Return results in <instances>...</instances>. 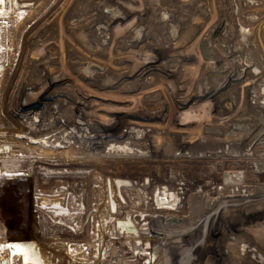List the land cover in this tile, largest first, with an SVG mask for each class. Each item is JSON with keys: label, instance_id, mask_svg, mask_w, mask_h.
Segmentation results:
<instances>
[{"label": "rangeland", "instance_id": "1", "mask_svg": "<svg viewBox=\"0 0 264 264\" xmlns=\"http://www.w3.org/2000/svg\"><path fill=\"white\" fill-rule=\"evenodd\" d=\"M39 7L14 55L17 25ZM163 12L171 16L164 18ZM98 26L107 27L105 39L97 35ZM142 29L146 35L137 40L134 33ZM35 56L50 62L36 66ZM263 82L264 0H2L0 233L5 244L34 241L46 264H165V256L167 264H228L224 255L209 253V239L195 227L180 232L182 252L172 255L142 232L133 248L130 225L145 227L146 191L165 183L172 168L194 162L177 157L172 132L184 129L193 139L208 135L207 126L240 118L262 123ZM43 83L42 100L29 104L27 88ZM209 84L211 91H197ZM60 90L58 117L50 100ZM25 112L46 113L45 121L51 118L59 132L31 130L22 124ZM84 118L106 130L110 141L80 145L75 132ZM146 129L148 136L135 133ZM130 137H140L139 144L119 147ZM112 143L116 153L106 156ZM147 179L151 184L144 186ZM118 180L134 184L138 194L122 187L123 203ZM5 244H0V264H10Z\"/></svg>", "mask_w": 264, "mask_h": 264}, {"label": "flooded vegetation", "instance_id": "2", "mask_svg": "<svg viewBox=\"0 0 264 264\" xmlns=\"http://www.w3.org/2000/svg\"><path fill=\"white\" fill-rule=\"evenodd\" d=\"M213 131L216 130L209 129L207 136L194 137V141L188 139L179 150L177 157L192 158L193 164L172 168L173 175L165 183L152 193H144L146 208L150 210L142 216L144 228L149 233L157 228L165 232L167 238L157 239L161 246L167 241L169 253L182 252L177 237L181 238L182 230L191 232L195 227L209 239V253L224 255L228 264L243 263L230 259L233 252L239 259L249 257V264H264V255L256 246L264 250V155L256 153L264 137L217 144L207 137L223 134H211ZM147 180L144 186L151 184ZM155 195H160L157 202ZM170 203L177 210L168 208ZM145 247L149 249L151 245Z\"/></svg>", "mask_w": 264, "mask_h": 264}, {"label": "bare ground", "instance_id": "3", "mask_svg": "<svg viewBox=\"0 0 264 264\" xmlns=\"http://www.w3.org/2000/svg\"><path fill=\"white\" fill-rule=\"evenodd\" d=\"M41 10V7L37 8L36 10H34L31 14H29L28 16H26V18L24 19V22H20L19 25H17L16 29H15V32L13 34V47H12V51H13V54L16 55L17 52H18V47H19V44L21 42V38H22V33H23V30L25 28V25L27 23V21L29 20H34L37 18L39 12ZM170 15V13H167V12H163L162 15ZM97 28V27H96ZM97 35L100 37V39H105L104 35L106 34L107 32V27L106 26H98L97 28ZM146 35V33L142 30H138L134 33V37L139 40L140 38H144ZM106 41V40H105ZM100 42V41H99ZM195 52H199V49H195ZM31 61L32 63H34V65L36 66H42L44 67L46 65V63L50 62V58H47L43 56H35V57H31ZM13 64V60L10 61L9 63V67H11ZM91 70H92V67L91 66H88ZM52 68V67H51ZM221 69L219 72L222 71V73L226 72L227 70V66L226 65H222L221 66ZM223 69H225L223 71ZM94 71V70H92ZM96 71H99L100 73L104 71V68H99V70H96ZM216 72V75L220 77V73L218 72V70L216 69L215 70ZM98 72V73H99ZM216 75H214L216 77ZM104 77H106L104 75ZM110 77V76H109ZM214 77V78H215ZM108 79H111V78H108ZM46 81V80H45ZM45 84L46 83H43V84H40L38 86H31L29 88H27V93H26V98H28L27 100H30L29 104L34 101V100H38L39 98L42 100V96L41 93L47 88H45ZM211 84L209 85H205L204 87H199V89L197 90L199 93H206L207 91H211ZM262 87L264 88V82H263V85ZM62 94V90L58 91L56 94L52 95V99L50 101H54L55 103L54 106L55 108L57 109V112H56V116L58 117H61L62 116V111H60L61 109V105L60 104V96ZM207 103L208 102H204V107L207 106ZM46 104V103H45ZM23 106V105H22ZM46 113H37V114H32V113H26L25 112V115L24 117L21 118L22 120V124H27V125H31V130H36V129H39V128H48L51 131L50 134H57L59 132V129H60V126L58 127L54 121L50 119H48V121H45V118H44V115ZM261 118V120L263 121L262 123L260 121H254L252 119H255V118H252L251 120L249 118H245V119H236V120H233L230 124L227 123V125H225V123H221L220 125H217L216 127L214 125H211V126H207L208 129H211L212 130H216L215 132L217 133H220V134H223L221 137H210L208 136L207 139H209V141H215L217 144L218 143H228V142H231V143H240V142H244V141H248V140H251V138H255V137H258V136H263L264 137V113L259 116ZM32 120L33 122L30 123L29 120ZM51 120V121H50ZM174 120H177L178 121V118L174 119ZM86 122V118L83 119V123H79L77 125H81V127L79 128V131L78 132H75V136L77 137L76 140H78L79 144L82 145V146H86L88 148H91L94 144H101L102 142H104L105 140L106 141H110V137L109 135H107L108 133L106 132V130H104L102 127L100 126H97V125H93L95 123H92V125H88L85 123ZM36 123L38 125H35L33 126V124ZM128 123V122H127ZM179 123V122H178ZM165 125V124H164ZM164 125H160L161 128H164L166 126ZM225 125V126H224ZM47 126V127H46ZM56 126V127H55ZM78 128V127H77ZM149 128V127H148ZM231 128V129H230ZM167 129V127L165 128ZM56 130V131H55ZM1 131V130H0ZM134 131V130H133ZM168 131V130H167ZM166 132V131H165ZM164 132V133H165ZM214 132V131H213ZM136 134H140L141 136L143 135H146L148 136V130H138L137 132L135 131ZM187 131L184 130V129H179V131H176V132H172V134L174 135L173 137H175L178 141V146L176 148V151L178 150H182L183 149V146L185 145V143L187 144V141H189L188 139H190L191 141L194 139H192L193 135H189V134H186ZM138 134V135H139ZM212 134V132H211ZM207 134L205 133H202L200 136H204ZM166 137V136H165ZM141 138L140 137H133V138H129L128 140V143H121V145L119 147H122V148H125V147H128V145H130L131 143H137L139 144V140ZM200 140V139H199ZM42 142H45L46 143V139L42 138L41 139ZM166 142V140H163V144ZM264 142V141H263ZM261 143L257 148H256V153H257V156H263L264 155V143ZM49 145L52 144V142H48ZM128 144V145H127ZM162 144V145H163ZM166 146V144H164ZM117 146L118 145H114V143L112 144H108L107 147H105V155L107 156H114L115 153H116V150H117ZM131 146V145H130ZM167 147V146H166ZM134 148V147H133ZM131 152H133V150H131ZM174 154V153H173ZM175 154H179V152H176ZM219 165V164H218ZM213 166H216L215 164H213ZM220 166V165H219ZM218 166V167H219ZM215 173H219L218 171H216ZM127 189L128 191H130L131 193L133 192L134 194H138V191L134 188V186H131V187H128V188H125ZM128 193V192H127ZM160 194V193H159ZM161 195V194H160ZM159 195V196H160ZM159 196L155 195V201L157 202V200L159 199ZM140 199H138L139 201ZM137 201V202H138ZM151 211H153V209H151ZM154 213H155V210H154ZM247 219H251L250 217H248ZM149 221V220H148ZM130 223V222H129ZM130 228L131 229V232L133 234H136L134 235L135 237V241H131V246L133 248H137L138 245H139V239L138 238V235L142 232V233H146V234H151L153 237L155 238H159V237H166L167 236H164V233H162L161 231L158 230L157 228V231H155L154 233H149L146 228H139V227H135L133 224L130 225ZM143 230V231H142ZM133 239V237H132ZM246 239V237H245ZM131 240V238H130ZM167 242V241H166ZM166 242H163L165 244V246H161L162 248H165V251L167 250V252L169 251V246L168 244H166ZM0 244L4 245L5 244V236L3 235V233H0ZM257 246V249L259 251V253L262 255H264V250L262 249L261 246L259 245H256ZM168 247V248H167ZM171 247V246H170ZM236 247V246H234ZM235 249H233L234 251ZM237 250V249H236ZM163 251H160V254H162V256L164 257V254L161 253ZM170 252V251H169ZM159 253V252H158ZM171 254H175V253H172ZM5 257L6 255L5 254H2V257ZM230 259H232L233 262H235L236 260L239 261V263H241V260H242V264H249L250 262V259L249 257H246V256H243L241 257V259H239V255L236 253V252H233L229 255ZM43 258V257H42ZM164 260V263L167 264L169 262V258L168 257H164L162 258ZM20 263V259L17 258V259H14V264H19ZM46 264V262H45Z\"/></svg>", "mask_w": 264, "mask_h": 264}, {"label": "water", "instance_id": "4", "mask_svg": "<svg viewBox=\"0 0 264 264\" xmlns=\"http://www.w3.org/2000/svg\"><path fill=\"white\" fill-rule=\"evenodd\" d=\"M164 18H168V15H163ZM141 43V42H140ZM92 70H99L98 67L92 66ZM2 175V169L0 167V177ZM118 188V196L120 200L125 203L123 196L120 193L121 188H128L132 186V183L125 180H118L116 182ZM109 206L111 213H117V204L113 199L112 195V186L109 183ZM6 247L8 248L10 254V264H14V258L18 257L20 259L19 264H45L44 259L42 258V254L38 248V245L34 241H18V242H7ZM10 245H20L21 247H11Z\"/></svg>", "mask_w": 264, "mask_h": 264}, {"label": "snow or ice", "instance_id": "5", "mask_svg": "<svg viewBox=\"0 0 264 264\" xmlns=\"http://www.w3.org/2000/svg\"><path fill=\"white\" fill-rule=\"evenodd\" d=\"M0 2H2V0H0ZM11 247H16V248H19L21 247L20 245H10Z\"/></svg>", "mask_w": 264, "mask_h": 264}]
</instances>
